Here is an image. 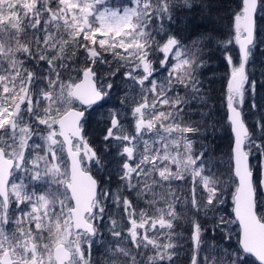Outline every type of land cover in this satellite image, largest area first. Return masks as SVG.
<instances>
[{"label": "snow or ice", "instance_id": "snow-or-ice-1", "mask_svg": "<svg viewBox=\"0 0 264 264\" xmlns=\"http://www.w3.org/2000/svg\"><path fill=\"white\" fill-rule=\"evenodd\" d=\"M192 7L0 0V264H264V175L250 164L264 157V72L246 67L264 44V0L231 13L240 57H227L226 162L193 149L194 135L210 134L196 73L212 37L185 44L170 27ZM117 77L118 104L97 112ZM94 113L102 148L86 132ZM226 194L232 218L221 214Z\"/></svg>", "mask_w": 264, "mask_h": 264}, {"label": "trees", "instance_id": "trees-1", "mask_svg": "<svg viewBox=\"0 0 264 264\" xmlns=\"http://www.w3.org/2000/svg\"><path fill=\"white\" fill-rule=\"evenodd\" d=\"M113 1L110 0L109 2ZM238 2L239 0H193L192 9L177 12L176 22L170 26L172 32L185 44H190L192 40L202 35H211L212 37L211 42L205 41L204 51L200 54L205 66L199 68L196 73L203 82V91L207 98L208 107L203 108L202 111L209 114L206 119L210 134L207 135L208 138L206 139L202 138L198 142L194 140L198 144L199 142L206 144V146L208 144L213 149V157L215 158L217 154L214 153L218 152L224 162L228 159L232 144V134L229 129L225 104L227 84L233 66L228 64L227 57L231 56L234 64L239 62L238 46L235 42L234 25L231 19V13L238 11ZM228 40H231L232 43L227 44ZM258 47L260 46L258 45ZM193 109L194 111L190 115L191 120L203 123L198 106L194 104ZM92 126L94 135L91 140L100 144L99 133L103 124L95 121ZM88 130L91 131H89L91 134L90 127ZM224 166H227L226 163ZM225 201L224 204L229 207L232 203L231 195L226 194ZM96 256L99 257L100 254H96Z\"/></svg>", "mask_w": 264, "mask_h": 264}, {"label": "rangeland", "instance_id": "rangeland-1", "mask_svg": "<svg viewBox=\"0 0 264 264\" xmlns=\"http://www.w3.org/2000/svg\"><path fill=\"white\" fill-rule=\"evenodd\" d=\"M110 1V0H109ZM116 1V2H115ZM121 2H124V1H121ZM120 1H117V0H114L113 2H111L110 4H119V3H121ZM257 25H258V34H264V32H262L261 30H264V20H260V19H257ZM262 49H264V44H260L259 45ZM251 64H250V67H248V72H249V75H250V78H251V76H252V73H253V70H254V68H257V69H259V70H262V71H264V59H260L261 61H259V62H254L253 61V58L251 57ZM237 64V63H236ZM255 75H257L256 74V72H255ZM115 85H116V87L114 88V90H113V93H112V95H111V97H110V99H109V101H108V103H106V104H104V107L103 108H99V109H97V112H99V113H105V110L108 108V107H110V106H112V105H116V104H118V102H119V93H120V89H121V86H120V79H119V77H117L116 78V80H115ZM261 91H264V90H261ZM227 96V95H226ZM101 103H103V102H101ZM226 107H227V104H225V109H226ZM245 112H244V118H245V121H246V123L250 126V129H251V131H254L255 129H254V125H253V123H252V121H253V116H252V114H250L248 111H247V106H246V104H245ZM95 121L98 123V121H99V117L98 116H96V114L94 113V115H93V118L90 120V122H89V124L86 126V132H87V136H88V138H89V140L96 146V147H98V148H102L103 147V145L100 143L99 144V142H93L92 140H91V137L93 138V135H94V129H93V124H95ZM88 126L91 128V130H92V133L90 134V130H88L87 131V129H89L88 128ZM103 127V126H102ZM203 128H201V132H203ZM90 131V132H89ZM207 131L209 132V129L207 128ZM204 139L205 137L204 136H202V135H199V134H196V135H194V137H193V139H195L197 142L200 140V139ZM206 138H208V137H206ZM205 138V139H206ZM202 142H199V144L198 143H195V144H193V149H194V151L195 150H198L199 149V146H200V144H201ZM206 145V144H205ZM207 146H208V144H207ZM221 150V149H220ZM214 154H217V155H215V158H217V159H221L222 160V157H221V155H220V153H214ZM251 158V165H252V167L254 168L256 165L258 166V169H259V173H258V175L260 176V171L261 170H263L264 169V157H260L258 154L256 155V156H254V157H250ZM109 167H111V165H109ZM100 177H103L105 180H107L108 179V177H107V175H105L104 173H99V174H96V178H100ZM107 188H109V189H111V190H114L116 187H117V178H116V176H115V174H112V177H111V181L109 182V183H107L106 185H105ZM226 196V195H225ZM231 208H232V203L230 204V206L229 207H227L225 204L223 205V209H222V212H221V214H223V215H225L227 218H232L233 217V215H232V211H231ZM235 231H238V229H236ZM235 231H234V234H233V238H232V240H231V244L234 246L235 245V242H237V237H236V235H235ZM105 235H107L106 233H105ZM208 236H211V234L209 233L208 234ZM207 238V237H206ZM221 239V237L219 236V234H217V240L219 241ZM225 244L227 245V242H225ZM178 264H188V261L183 257V256H181V258H180V260L178 261ZM257 264H258V262H257Z\"/></svg>", "mask_w": 264, "mask_h": 264}, {"label": "flooded vegetation", "instance_id": "flooded-vegetation-1", "mask_svg": "<svg viewBox=\"0 0 264 264\" xmlns=\"http://www.w3.org/2000/svg\"><path fill=\"white\" fill-rule=\"evenodd\" d=\"M261 49H262L261 47H257L256 50L254 51L253 55L251 56L253 58V61L255 63L261 61L260 59H264V51H262ZM251 60L252 59L250 58L249 63L251 62ZM246 67H247V70H248V67H250V65H247ZM254 70H255V72L257 74V75H255V78L256 79H259L260 78V75H261V72H264V71L259 70L257 68H254ZM246 106H247V104H246ZM249 129H250V126H249ZM250 131H251V129H250ZM250 164H251V158H250ZM253 170H254V175L259 176L258 175L259 169H258V166L257 165L253 168ZM263 173H264V169L260 171V175H263ZM96 254H100V252H96L95 255Z\"/></svg>", "mask_w": 264, "mask_h": 264}, {"label": "water", "instance_id": "water-1", "mask_svg": "<svg viewBox=\"0 0 264 264\" xmlns=\"http://www.w3.org/2000/svg\"><path fill=\"white\" fill-rule=\"evenodd\" d=\"M238 45V44H237ZM238 52H239V45H238ZM239 55H240V52H239ZM229 115H230V113H229V110H228V108L226 109V116H227V119H228V122H229ZM229 125H230V122H229ZM230 127V126H229ZM230 132H231V134H232V144H233V141H234V133L231 131V128H230ZM232 144H231V146H232ZM263 175H264V173H263ZM232 215L234 216V213H233V203H232Z\"/></svg>", "mask_w": 264, "mask_h": 264}]
</instances>
